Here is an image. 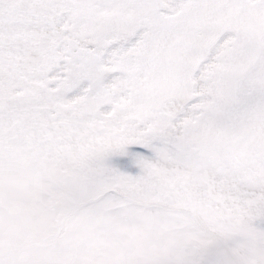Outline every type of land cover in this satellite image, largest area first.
I'll use <instances>...</instances> for the list:
<instances>
[{"label":"snow or ice","instance_id":"1","mask_svg":"<svg viewBox=\"0 0 264 264\" xmlns=\"http://www.w3.org/2000/svg\"><path fill=\"white\" fill-rule=\"evenodd\" d=\"M0 264H264V0H0Z\"/></svg>","mask_w":264,"mask_h":264}]
</instances>
